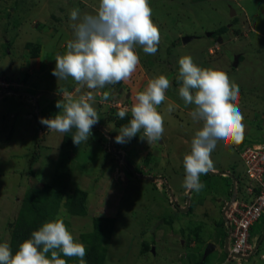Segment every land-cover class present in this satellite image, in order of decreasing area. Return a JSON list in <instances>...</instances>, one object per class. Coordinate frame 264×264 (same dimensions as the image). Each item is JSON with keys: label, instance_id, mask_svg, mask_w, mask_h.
<instances>
[{"label": "rangeland", "instance_id": "374dc122", "mask_svg": "<svg viewBox=\"0 0 264 264\" xmlns=\"http://www.w3.org/2000/svg\"><path fill=\"white\" fill-rule=\"evenodd\" d=\"M148 3L160 34L157 53L145 54L137 46L140 62L134 78L90 90L71 78L57 81L52 70L56 55L64 54L67 42L74 39L70 12L95 14L99 0H0V83L7 85L0 86V243L10 242L25 189L46 182L66 193L75 188L87 192L85 214L57 209L75 241L88 245L84 236L93 232L94 216L110 224V233L103 232L98 239L104 246V264H196L208 242L216 249L204 264H236L224 261V241L215 235L224 230L222 202L231 198L233 188L239 196L246 193L248 178L240 150L264 134V0ZM221 27L225 30L216 34ZM218 37L219 49L211 54L209 48ZM26 44L41 45L39 56L30 58ZM184 56L200 68L224 72L239 86L237 104L244 125L238 146L218 144L212 152L210 170L219 173L202 174L204 187L189 195L182 187L183 157L190 153L202 122L191 119L194 105H185L178 94V61ZM159 75L170 81L165 101L157 106L164 119L165 140L149 144L140 133L126 143H116L120 129L108 121L109 109L118 104L130 109L136 93ZM58 88L67 89L73 99L92 92L89 103L95 102L91 105L100 118L87 142L63 147L64 133L48 131L39 122L59 113ZM105 91L110 96L102 102ZM169 104L174 106L172 112L167 111ZM109 134L114 138L111 145ZM33 150L39 156L32 176L25 171ZM128 161L130 173L125 168ZM224 171L238 175L235 187ZM254 225L256 236L260 230L264 233V214ZM263 255L264 237L255 252L238 264H264Z\"/></svg>", "mask_w": 264, "mask_h": 264}, {"label": "clouds", "instance_id": "9594fccd", "mask_svg": "<svg viewBox=\"0 0 264 264\" xmlns=\"http://www.w3.org/2000/svg\"><path fill=\"white\" fill-rule=\"evenodd\" d=\"M151 12L148 0H99L95 14L83 16L79 9H73L70 19L75 22L74 39L67 42L64 54L56 55L52 75L57 81L71 78L90 90L128 80L140 62L137 46L149 55L158 51L160 34L151 20ZM178 63L179 97L185 105H194L189 113L191 119L202 122L191 140L190 153L183 157L182 187L199 192L204 187L200 176L213 167L211 154L217 145L238 146L244 138L243 115L237 104L239 86L222 71L200 68L189 56L179 58ZM169 87V79L159 75L136 93L130 109L128 105H124L128 108L117 105L119 119H124L129 111L131 118L120 128L116 143H126L140 133V138L149 144L163 136L164 119L157 106L165 101ZM58 94L62 96L56 102L59 113L53 118L41 117L39 122L48 131L61 134L75 129L73 143L87 142L100 118L89 103L94 99L92 92L79 99H73L65 88H58ZM109 96L105 91L102 102ZM173 110L174 106L169 104L167 111ZM61 254L77 257L79 264H86L85 246L74 240L62 220L45 222L19 245L14 255L7 242L0 243V264H66Z\"/></svg>", "mask_w": 264, "mask_h": 264}, {"label": "trees", "instance_id": "16d2710c", "mask_svg": "<svg viewBox=\"0 0 264 264\" xmlns=\"http://www.w3.org/2000/svg\"><path fill=\"white\" fill-rule=\"evenodd\" d=\"M18 4V3H17ZM21 6V5H15ZM225 28H219L217 33L223 32ZM9 45V42L7 43ZM29 48V56L30 58H36L39 56L40 46L38 44H26ZM121 82L117 83L120 84ZM71 88V87H70ZM68 88V90L70 89ZM112 114L109 115L108 121L112 122L114 127L121 128L123 125H126L131 118L130 112L125 116L124 119H119L116 115L117 111L119 110L118 107H114L113 109H109ZM53 117V116H52ZM51 117V118H52ZM47 128V127H46ZM75 132V129H72L69 133H64L62 138V146L66 147L73 143L72 141V134ZM113 135V134H112ZM39 156V151L33 150L31 155L28 158V168L26 169V174L34 175V170L32 169V165L37 160ZM127 166L128 172L129 170V161L126 163L125 168ZM23 174V173H21ZM236 181L238 182V175H234ZM247 183L245 184L246 187ZM239 196V195H238ZM87 197V192L83 189L75 188L71 193L63 192L61 189L56 187L54 184L51 183H42L39 185H30L28 186L23 194V197L20 201V207L15 216L14 221L12 222V230H11V238L9 242V247L14 255L19 248V245L26 239H29L31 233L35 230H38L45 222H52L55 220H60L57 216L59 213V208H63L68 214L75 215V214H85L86 213V206L85 201ZM242 198L249 199V196L244 193ZM58 209V211H57ZM57 217V218H56ZM56 218V219H55ZM101 216H94L93 220V227L94 230L89 236H84V239H87L88 245H86V255L85 260L86 264H104L105 260V252L104 246L101 242H98L99 237L103 234V232L110 233V224L101 221ZM55 219V220H54ZM112 222V219H110ZM67 227V223L65 224ZM255 225L251 227L250 233L252 237H256V243L259 241L260 237L262 236L260 243L264 237V233L262 230L259 231V234L256 236L255 233ZM221 227L224 228L223 232H220L215 235V238L219 237L220 241L223 243L225 238L228 235V226L225 224L224 220L222 219ZM264 228V227H262ZM258 245V246H259ZM255 252V251H254ZM202 256V255H200ZM198 258L196 264H204L210 255L204 257L203 259ZM50 257V254H49ZM61 258L65 259L66 264H79V258L77 257H65L61 254ZM243 258H233L232 261L227 262L231 263L236 261L238 264L239 260Z\"/></svg>", "mask_w": 264, "mask_h": 264}, {"label": "built area", "instance_id": "2783aa9c", "mask_svg": "<svg viewBox=\"0 0 264 264\" xmlns=\"http://www.w3.org/2000/svg\"><path fill=\"white\" fill-rule=\"evenodd\" d=\"M1 85L7 86L0 83ZM240 158L248 178L245 191L249 199L239 197L236 192L224 206L230 257L249 255L256 245L250 230L264 214V134L258 141L245 143L240 150Z\"/></svg>", "mask_w": 264, "mask_h": 264}, {"label": "water", "instance_id": "95a60500", "mask_svg": "<svg viewBox=\"0 0 264 264\" xmlns=\"http://www.w3.org/2000/svg\"><path fill=\"white\" fill-rule=\"evenodd\" d=\"M185 39H186V37H183V40L185 41ZM237 57H238V55H236L235 56V59H234V66L236 65V62H237ZM109 136H110V142H109V145H111V139H113V136L111 135V134H109ZM209 171H211V172H214V173H219L218 171H212V170H209ZM222 173H226L227 175H230V176H232V179L233 180H235V176L234 175H232L231 173H229L228 171H224V172H222ZM235 184H236V181H234V187H235ZM189 193H190V191H188V195H189ZM187 195V196H188ZM232 195L233 196H235V189L233 188V193H232ZM224 216V215H223ZM225 222L227 223V221L225 220ZM261 238H262V236L260 237V239H259V241L256 243V245H255V247H254V249H253V251L249 254V255H246V256H242V255H235V257H238V258H243V259H246V258H248L257 248H258V245H259V242H260V240H261ZM224 242H225V245H228V235H227V237L225 238V240H224ZM214 244L213 243H211V242H209V243H207V246H206V249H205V252H204V255H203V258L206 256V255H208L212 250H213V248H214ZM226 251H227V248H226Z\"/></svg>", "mask_w": 264, "mask_h": 264}, {"label": "flooded vegetation", "instance_id": "af4514ba", "mask_svg": "<svg viewBox=\"0 0 264 264\" xmlns=\"http://www.w3.org/2000/svg\"><path fill=\"white\" fill-rule=\"evenodd\" d=\"M219 42H221V38L220 37H218L216 40L213 41L212 47L209 48V53L213 54L215 51H217L219 49ZM224 206H226V201L222 202V208H220L219 212H220L221 217L225 221V218L223 216L224 215ZM226 248H227V251H226ZM222 250L226 253L224 261H227V262L232 261L233 257H235V256L230 257V255H229V253H230V243L229 242H228V245H225V242H224Z\"/></svg>", "mask_w": 264, "mask_h": 264}, {"label": "crops", "instance_id": "0c3cea01", "mask_svg": "<svg viewBox=\"0 0 264 264\" xmlns=\"http://www.w3.org/2000/svg\"><path fill=\"white\" fill-rule=\"evenodd\" d=\"M135 73L137 74V72H135ZM135 73L132 74V76H131L132 78H134V75H136ZM138 75H140V74H138ZM131 77L128 79L129 81L131 80ZM126 81H127V80H126ZM121 82L123 83V82H125V81H121ZM122 83H121V84H122ZM69 90H70V89H69ZM123 97H124V96H123ZM118 99H119V97L117 98V100H118ZM114 101H116V99H115ZM126 102H127V101H126ZM126 102H124V103H126ZM92 103H95V102H92ZM92 103H90V104H92ZM116 103H117V101H116ZM97 104H98V103H97ZM122 104H123V103H122ZM110 123H111V122H110ZM110 123L106 122V123H104V125H106V127H108ZM164 140H165V138H162V137L159 139V141H160L161 143H162ZM212 171H213V170H212ZM229 173H230V172H229ZM233 175H235V174H233ZM234 181H236V178H235ZM184 241H185V240H184ZM182 242H183V241H182ZM191 245H192V244H191ZM193 247H194V246H193ZM215 249H216V245L214 246V249H213V250H215ZM209 255H210V254H209ZM207 256H208V255H207ZM263 257H264V255H263ZM226 262H227V261H226Z\"/></svg>", "mask_w": 264, "mask_h": 264}]
</instances>
